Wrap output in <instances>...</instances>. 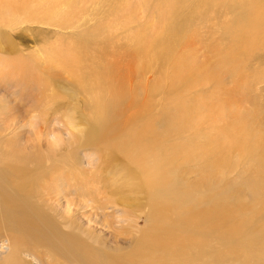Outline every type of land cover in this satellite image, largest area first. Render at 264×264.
Returning a JSON list of instances; mask_svg holds the SVG:
<instances>
[{"label":"rangeland","instance_id":"374dc122","mask_svg":"<svg viewBox=\"0 0 264 264\" xmlns=\"http://www.w3.org/2000/svg\"><path fill=\"white\" fill-rule=\"evenodd\" d=\"M166 1L177 41H169L170 53L148 45L136 56L135 34L159 36ZM179 1L23 0L16 10L17 0H0V58L19 60L25 80L42 81L24 85L0 73V158L73 150L78 164L66 158L67 167L82 174L71 183H41L21 162L20 184L34 194L50 188L48 207L123 255L132 248L122 213L140 229L152 216L148 227H164L144 235L135 264H264V21L255 29L244 17L248 27L234 28L229 42L217 40L207 22L179 21L178 11L187 14L199 0ZM178 60L188 68L178 69ZM97 94L105 103L116 95L122 101L96 133L95 148L85 143L97 129ZM5 166L0 162V216L5 198L9 226L24 235L6 196L17 175ZM61 170L59 159L50 161L49 173ZM0 237L3 250L7 237ZM22 258L55 261L44 251Z\"/></svg>","mask_w":264,"mask_h":264},{"label":"bare ground","instance_id":"6f19581e","mask_svg":"<svg viewBox=\"0 0 264 264\" xmlns=\"http://www.w3.org/2000/svg\"><path fill=\"white\" fill-rule=\"evenodd\" d=\"M177 1L179 0H171L170 7H172ZM22 3L23 0H17L16 10L22 9ZM225 5H230L231 11H229ZM195 6L198 7L189 9L187 14L184 11H178L180 16L179 21L181 23H185L192 19L203 20L216 31L217 40H225L226 42H229L234 37V28L248 27L242 21V18L245 17L248 24L255 29H259V22L264 21V3L261 0H199ZM162 8L164 11L162 13V10H160L162 18L159 26L160 34L155 40H149L142 33L135 34L132 49L136 56L145 53L144 47H147L148 45L152 51L160 49L162 52L170 53L171 49L169 41H173L174 39L177 41L178 32L171 27V21L173 19L171 18L172 14L167 6V1ZM126 10V6L123 5L116 8L115 13H117L118 16V13L125 12ZM250 31L253 34L257 33L252 29H250ZM6 46L11 47V44L7 43ZM157 57L161 58L159 54H157ZM4 58L5 59L0 58V73L5 76V78L12 76L19 78V80L23 83L34 82L36 85H42V81L38 79H24L30 76L23 69L22 65L19 64V60L17 62H12L10 59H7L6 57ZM13 59L15 60L16 57H12V60ZM240 66L242 65L238 64L237 73H241V68H239ZM184 67L188 68L186 64H184L181 60H178V69H183ZM192 68H194L193 65ZM47 79L48 77H46V80ZM50 81H52V78H50ZM41 94L42 93H40V95ZM94 101L96 103L94 110V122L97 129L91 131L88 138H93L85 144L97 148L98 143L96 141V133H99L104 125L109 121L111 109L121 103L122 99L116 95L109 103H105L102 96L97 94L94 96ZM1 102L0 104H3ZM3 112L5 113V111ZM2 116L4 117V114H2ZM32 151L33 153L11 152L0 158V162L5 164V167H7L12 174L17 175L15 176V182L8 181V186H11L10 189L14 192H6V196L11 203L17 205L16 213L20 220L17 222L21 227L28 231V233L24 235H14V229L8 224L9 220H11L13 216L6 211L8 204L5 202L4 198V202L1 203V206L4 205L5 210L4 216H0V236H6L7 238L4 240L6 246L3 250H0V254L4 255L2 256L3 259L0 261V264H32L22 258V254H35L37 251H44L50 254L55 260L53 264H108L107 252H109L113 257L110 264H135L133 259L135 250H140L141 247L139 246L147 243V237L144 235H156L157 230L164 226L159 223L156 229L153 227V224L148 227L149 223L153 220V217L149 216L146 220V226H144L143 229H140L132 220L130 221L129 214L127 212H123L121 215L122 218L129 223V231L131 235L130 247L132 250L123 255L121 254L122 249H120V247L113 246L112 248H109L104 240L83 229L75 220H71L72 217L70 218L69 214L68 216L70 219L67 215L58 214L53 207H48L45 200L46 197L49 198L52 196L48 193V191L51 190L50 188L43 186L37 194H34L33 192L35 189L32 185H29L27 182V184H20L22 177L19 175L22 173V169L19 164L21 162H29L32 170L35 171L34 174L36 177L42 175L41 183L47 178L54 182V184H60L61 182L63 184L71 183L73 178H78V176L82 174V171H78L76 166L72 169L67 167L69 164L68 161L73 165L78 164V160L70 157L71 155L74 156V154H72L73 150H52L47 152L46 156L42 155L39 149H32ZM66 158H68V161ZM53 159H59L60 162H62L61 172L64 175H56L51 172L49 173V163ZM81 177L82 176L79 178ZM58 191H60V193L62 192L61 189ZM66 194H68V192ZM70 205L71 202L67 204L68 207H70ZM39 264L45 263L39 262Z\"/></svg>","mask_w":264,"mask_h":264}]
</instances>
